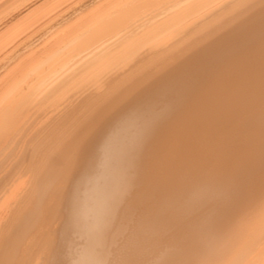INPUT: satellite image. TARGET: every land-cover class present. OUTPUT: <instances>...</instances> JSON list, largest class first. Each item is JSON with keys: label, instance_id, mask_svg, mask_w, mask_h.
I'll use <instances>...</instances> for the list:
<instances>
[{"label": "bare ground", "instance_id": "1", "mask_svg": "<svg viewBox=\"0 0 264 264\" xmlns=\"http://www.w3.org/2000/svg\"><path fill=\"white\" fill-rule=\"evenodd\" d=\"M0 264H264V0H0Z\"/></svg>", "mask_w": 264, "mask_h": 264}]
</instances>
